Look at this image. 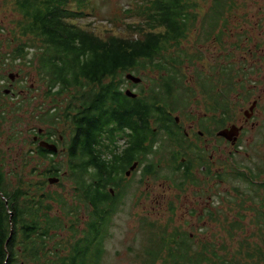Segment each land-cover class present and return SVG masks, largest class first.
I'll list each match as a JSON object with an SVG mask.
<instances>
[{"label":"trees","instance_id":"16d2710c","mask_svg":"<svg viewBox=\"0 0 264 264\" xmlns=\"http://www.w3.org/2000/svg\"><path fill=\"white\" fill-rule=\"evenodd\" d=\"M130 1L125 10L114 12L108 19L109 27L96 30L92 22L80 24L96 14L95 0H2V7L10 5L8 9L15 15L10 21L12 46L7 58L22 61L27 67L33 65L30 69L44 87L45 96L52 99L51 104L65 106V115L70 110L80 113L89 122L82 130L84 147L64 152V163L55 161L56 153L36 147L35 151L27 150L25 165L41 158L48 161L44 170L36 168L35 163L25 173L17 166L12 173L0 167V264L102 263L100 247L97 257L86 254L94 240L89 233H83L80 240H64V247L54 234L62 230L71 235L78 233L70 229L81 224L79 208L68 201L71 197L89 203L86 206L92 209L84 224L104 226L106 238L109 236L111 218L124 192L117 187L110 197L106 188L113 184L106 177L121 174L133 155L131 149L118 153L120 139L125 137V128H130L133 116V100L122 92L125 74L134 75L155 64L161 68L160 79L166 80L170 72L175 73L167 66L177 65L181 41L198 29L197 19L206 18L209 27L216 19L222 35L221 28L235 9L234 0H209L206 10L204 4L208 0ZM30 51L32 57L28 56ZM145 103L140 99V108ZM73 105L83 109L72 110ZM41 119L44 124L53 121L48 115ZM102 125H106L109 144L96 150L93 142ZM107 150L113 155V162L106 160ZM10 175L15 183H11ZM50 176L57 177L59 183L68 181L72 190L66 195L65 190L46 191V179ZM69 214L72 217L63 219ZM148 224L151 226L144 224L148 230L146 244L134 255L139 264H264V247H246V238L240 239L237 248L228 246L226 241L217 247L205 242L204 246L201 243L198 248H191L192 240L181 228ZM66 225L69 228L64 230ZM232 233H227L229 239L235 236ZM67 248L68 252L60 253Z\"/></svg>","mask_w":264,"mask_h":264},{"label":"flooded vegetation","instance_id":"af4514ba","mask_svg":"<svg viewBox=\"0 0 264 264\" xmlns=\"http://www.w3.org/2000/svg\"><path fill=\"white\" fill-rule=\"evenodd\" d=\"M234 6L237 10L232 9L231 16L227 19L228 22L221 28L222 35H220V27L216 19L212 20L210 27L205 23L206 18L197 19L198 29H193L181 41V53L176 59L177 65L167 66L175 72L168 74L171 80H168V75L166 80L160 79L161 68L154 64L147 69L150 74L147 84L141 85L143 79L140 76H136L140 79L138 83H131L133 86L131 92L135 94L131 98L133 116L129 121L130 128H125V137L120 139L118 153L131 149L133 155L123 167L121 174L115 176L116 173H112L108 178L106 177V179H112L110 182L113 184V186H107L106 191L110 197H113L117 187L126 189L128 185L134 184L136 210L140 208L141 216L148 218L158 216L163 210L169 209V219L172 216L174 219L180 215L181 211H184V215L189 217L186 222L189 226H196L201 216L202 220L209 216L215 217L217 206L214 199L229 201L218 191L219 183L226 180L223 175L220 176V171L224 169L219 166L220 146L230 149L227 152L228 155L233 153L234 156H239L243 153L242 136L247 129L262 127H259L256 120L264 113V105L260 106V98L250 101L252 97L250 92L255 89H264V25L259 24L257 20L260 18L256 19L254 16L235 18L240 5L236 2ZM232 17L243 24L239 28L242 41L230 42L231 40L227 38ZM201 22H203L202 27L199 26ZM233 35L235 34H231ZM225 47L227 51L220 57L221 50ZM235 55L239 58H234ZM205 56L209 61L204 59ZM201 61L207 62V68L201 64ZM0 62L2 63L1 60ZM1 66L3 67V64ZM190 71L193 74L189 75ZM26 76L29 79L27 85L24 79ZM32 79L34 75L29 68L27 74L19 68L15 73H8L5 79L2 77L0 80V96L18 102L21 99L20 104L24 107L23 111H26L27 104L23 103L22 94L32 92L28 102L34 104L32 112L36 105L35 102L40 101L41 104L37 112H33V116L36 117L29 120L32 125L29 128L26 124L23 127L20 126L18 134L21 135L15 134L14 139L11 138L9 120L5 117L8 115L4 109L0 108V135L5 136V144L8 148H12V141L24 138L21 140L20 159L19 164L16 165L18 168L23 161L25 164L27 150L34 149L35 151L40 141L56 146V159L69 149L81 150L85 144V135L82 130L89 122L86 117L75 111L70 110L67 115L63 114L62 109H65V106L51 104L52 99L45 96L44 87L32 84ZM17 80H21L20 83H15ZM127 89L122 87V92L124 93ZM234 94L242 95L241 104L246 102L245 107L235 114V103L230 100V95ZM140 95H145V98ZM140 99L143 102L147 101L145 103L147 106H141L142 112L140 111ZM46 101L49 104L42 105ZM71 109L82 110L83 107L73 105ZM22 115H25V112ZM44 115L53 117V121L45 124L40 122ZM64 116H67V119H64ZM105 130L106 125H102L99 136L93 142L96 150L109 144ZM260 143H264V137ZM106 153V160L113 162V155L109 150ZM134 155L138 159L134 160ZM62 159L65 161L64 155ZM118 160L121 163V159ZM239 165L238 167L235 164V176L230 177L240 178L251 187H258V190L263 193L264 168L261 167L254 174L248 166ZM0 167H3L1 163ZM257 174L259 183L255 184L253 179ZM238 194H240L238 191L232 189V195ZM78 203L83 206L89 204ZM91 211L92 209H88V213ZM80 217L81 224L70 226V229L77 230V234L71 235L62 230L54 234L55 239H58L57 241L64 247L66 245L64 240L71 237L80 240L84 237L83 233H89L88 235L94 240L89 245L86 254L95 258L99 255L100 247V258L102 254L104 258L105 227L86 225L84 222L88 220L87 215L82 217L81 214ZM140 223L148 224L146 219L141 220ZM165 224H168L170 229L181 228L183 232L186 229L183 223L177 222L176 225L173 220L165 221ZM66 228L69 226H63L64 230H67ZM198 235L201 237V234ZM188 237L191 240L195 237L197 240L191 242V247L196 246L200 241V238L193 237L192 234H188ZM68 250V248L61 249L60 253L65 254Z\"/></svg>","mask_w":264,"mask_h":264},{"label":"rangeland","instance_id":"374dc122","mask_svg":"<svg viewBox=\"0 0 264 264\" xmlns=\"http://www.w3.org/2000/svg\"><path fill=\"white\" fill-rule=\"evenodd\" d=\"M234 1L235 3L238 2V4L240 5L238 11L236 12L237 17L235 18L254 16L256 17V19L260 18V20H257L259 24L264 25V0ZM130 2V0H95L94 12L96 14H93V17H86L85 21H81L80 24L83 25L86 24V22H92L96 30H98L102 26L109 27V23H107L108 19L112 18L114 12L117 11L121 13L120 10H125L126 5ZM208 4L209 0L204 4L205 7H207ZM8 7H10V5H8ZM8 7H2V0H0V60L2 61V63L0 62V80H2V77H4L5 79L8 73H15L19 68L22 72L25 71L27 74L28 68L30 69L33 67V65L31 67H27L22 63V61L13 62L6 56V54H8L10 50V46H12L9 45V39L11 38L10 21L15 18V15L12 14L11 10H9ZM259 8H261V10ZM235 10H237L236 7ZM230 21L232 22L231 27H229L230 30L227 38L231 40L230 42L234 40L242 41L243 38L242 35H239L241 31L239 28L243 24L239 20L236 21L233 17ZM231 34L235 35L231 36ZM227 38L225 37L224 40H226ZM221 51L222 52L220 53V57H222L224 55L223 53L227 51V47H225V49ZM1 54H3V58L1 57ZM28 56L32 57L31 51ZM235 57L239 58L236 55L234 56V58ZM204 59L208 60L207 56H205ZM1 64H3V67L1 66ZM201 64H203L207 68L206 61H201ZM201 64H199L200 67ZM141 72H144L145 74H142ZM141 72H137L134 75L140 76L143 79L141 85H145L148 83L150 74L147 72V70ZM188 74L190 75L193 73L190 71L188 72ZM24 79L27 85L29 79L27 76ZM21 80H17L15 83L18 84ZM31 83L38 85L39 87L42 86L39 80L35 77L34 79H32ZM122 87L125 89L128 88L127 90L130 89L129 91H131L133 88V86H131V83L127 81L123 84ZM133 92L136 93V91ZM250 93L252 95L250 101L260 98V106L264 105V89H255V91H251ZM31 95V91L21 95L24 100L23 103L27 104L25 106L26 111H23L24 109L22 108L24 107H21V99H19L18 102L0 96V108L4 109L5 113L8 115L5 117L9 120L8 125L11 127L10 134H12L11 138L13 139L15 138V134L17 136L21 135L18 134L20 126L23 127V125L26 124V126L29 128L32 125L31 123H29V120H32L33 117H36L33 116V112H37L41 105L40 101L35 102L36 105L35 107H33L34 110L32 112V106H34V104L32 105V103H28L31 99ZM237 95L238 94L230 95V100L235 103L234 114L238 113V111L246 105V102L241 104L240 99L242 95ZM48 104L49 103L46 101L45 104L42 105ZM24 112L25 115H22V113ZM256 121L259 123V127H262H255L253 130H250L249 128L247 129V132L242 136L243 153L239 154V156H234L233 153L231 155H228L227 152L230 149H224L223 146H220V151L218 152L219 166L224 168L222 171H220V176L223 175L226 180L225 182L222 181L221 183H219L218 191L222 195H224V198L229 199V201L225 202L224 200L221 201L218 199H214V203L217 206V213L215 217L209 216L202 220L201 216L198 218L196 226H189L186 224V222L189 220V217L184 215V211H181L180 215H178L174 219L173 216L171 217V219H169V209L167 211L163 210L158 216L154 215L153 217L149 218L141 216L142 213L140 211V208L138 211L136 210L137 201L134 199V184L132 186L128 185L126 189L123 188L124 196L120 205H118L116 208L115 215L111 218L109 236L105 240L106 253L101 264H139V259L134 255L137 252L139 253L141 248L146 244L144 241V237H146L145 231H148L146 226H151L150 224H147L145 226L144 224L140 223V221L143 219H146L148 223H153L155 225H163L165 221L168 222L172 220L175 224L177 222L183 223L186 227V229H184V232L187 235L192 234L193 237L196 236L200 238L198 244L191 248H198L201 243L202 246H204L206 245L205 242H207V244H214V246L217 247L221 244V241H226V243H228V246L230 244V246H232L233 248H237L241 245L239 243L240 239L243 238L248 239L245 245L246 247H264V192L262 193L260 190H258V187L252 186V188L240 178L237 179L236 177H230L235 176V164H237L238 167L240 166L239 164L248 166L254 171V174H256L258 169L264 167V143H260V141L264 137V113L260 117H258ZM4 138V135H0V163L6 173H12L14 172L15 166L19 164V152L21 151L20 149L22 147L21 140H23L24 138H19L12 141L11 149H9L8 145L5 144L6 138ZM28 140H30V137L28 138ZM15 143L16 145H14ZM119 143L121 144V142ZM22 158L23 156L21 155V159ZM62 158L63 155L60 154L56 160L62 161L63 163L64 160ZM44 161L45 162H43V159L41 158H35L33 163L37 164L36 168L44 170L45 168H47L46 165L48 164L47 160ZM33 163H30L29 165ZM29 165H25L23 161L19 166L20 171L25 173L28 170ZM240 168L244 169L243 167ZM48 178L49 177H47V179ZM254 178L255 179L253 180L255 181V184L259 183L258 175ZM47 179L45 189L48 192L55 191L57 193H60L61 191L65 190L64 194L66 195V192L69 193V191L72 190L70 183L66 180H62L61 183H59L58 181L56 184L49 185ZM261 180L263 179L261 178ZM10 181L11 183H15V179L12 175H10ZM58 183L60 185H58ZM232 189H235L240 194L236 196L232 195ZM68 201L71 202L70 205H72L73 207L77 205V207L79 208L77 214H82V217L86 216V214L88 213L87 206H83L78 202L76 203L75 199L71 197L68 199ZM178 212L179 210L177 211V214ZM70 217L71 214H69V217H65L64 219L67 220ZM140 217L143 218L140 219ZM199 230H201V232ZM230 230L234 233L229 232ZM227 233L235 234V236L232 239H229ZM198 234H201V237ZM192 241L195 242L197 240L194 237Z\"/></svg>","mask_w":264,"mask_h":264},{"label":"water","instance_id":"95a60500","mask_svg":"<svg viewBox=\"0 0 264 264\" xmlns=\"http://www.w3.org/2000/svg\"><path fill=\"white\" fill-rule=\"evenodd\" d=\"M10 77H11V76H10ZM124 79H125L126 81L130 82V83H133V84H134V83H138V82L140 81L139 78H137L135 75H133V74H131V73H127V74H125ZM124 94H125V96L130 97V98H132V97L135 96V94H133V93H132L131 91H129V90L124 91ZM38 146H39L40 148L45 149L46 151H49V152H52V153H57V148H56V146H54V145H49V144H47V143H45V142H43V141H40V142L38 143ZM132 169H133V168H131V170H132ZM47 181H48L49 185H53V184H56V183L59 181V179L56 178V177H49V178L47 179Z\"/></svg>","mask_w":264,"mask_h":264}]
</instances>
